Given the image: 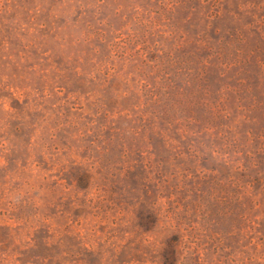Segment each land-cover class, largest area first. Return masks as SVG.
<instances>
[{
	"label": "rangeland",
	"instance_id": "374dc122",
	"mask_svg": "<svg viewBox=\"0 0 264 264\" xmlns=\"http://www.w3.org/2000/svg\"><path fill=\"white\" fill-rule=\"evenodd\" d=\"M0 264H264V0H0Z\"/></svg>",
	"mask_w": 264,
	"mask_h": 264
}]
</instances>
